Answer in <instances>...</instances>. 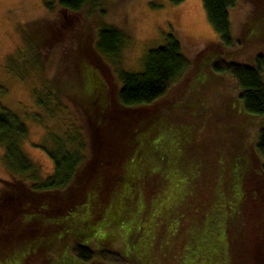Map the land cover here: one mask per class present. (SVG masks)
Instances as JSON below:
<instances>
[{
  "label": "rangeland",
  "instance_id": "1",
  "mask_svg": "<svg viewBox=\"0 0 264 264\" xmlns=\"http://www.w3.org/2000/svg\"><path fill=\"white\" fill-rule=\"evenodd\" d=\"M44 2L0 0V107L25 125L27 137L20 148L35 168L32 179L10 173L0 148V215L6 221L0 226V264H104L73 258L70 249L75 243L119 254L129 264H168L175 250V264H264V227L258 207L253 208L255 229L250 227L244 239L238 240L240 245H233L230 258L224 238L228 223L242 233L237 221L243 202L249 190L258 187L257 169L263 161L255 141L264 119L242 111L228 75L212 73L209 62L205 64L209 59L200 62L202 51L209 50L213 53L210 59L222 56L253 66L255 58L262 56L264 65V0H239L228 10L234 42L229 49L221 46L201 0H182L178 5L167 0L109 1L106 15L97 23L119 27L128 36L115 62L93 50L96 16L87 19L84 11L70 13L56 6L49 12ZM24 32L40 46L38 51L27 48ZM168 34L177 39L191 67L154 103L121 106L116 98L120 72H141L146 53L162 47ZM34 57L40 62L34 63ZM15 66L23 76L13 72ZM48 82L57 88L59 108L45 110L34 102L33 91ZM56 139L63 141L66 150L79 152L82 162L64 190L30 193L33 181L39 184L53 172V162L39 146L54 151L59 145ZM97 141L110 152H98ZM112 147L115 173L118 159H128L125 170L144 173L149 182L158 179L155 197L145 205L138 194L143 183H133L132 189L126 185L119 193L125 198L134 190L138 199L130 208L132 215L124 214L115 226L110 225L112 218L108 223L115 217V195L105 207V201L97 202L101 187L96 185L85 204L81 197L75 209L58 213L55 206H69L79 199V191L85 193L90 187L94 160L113 161ZM167 154L174 155V160H167ZM163 155L167 161L159 157ZM178 162L183 170L177 169ZM152 188V184L146 188L145 197L152 194ZM200 189L207 190L204 196L208 199L203 196L202 205H208L211 198L213 201L201 222H189L191 202ZM13 200L27 203L24 212L19 206L11 208ZM38 200L46 206L39 207ZM5 203L11 209L5 208ZM117 204L116 213L123 215L125 204ZM142 208L146 214H141ZM104 209L105 214L101 212ZM13 211L20 219L7 221L4 216L13 215ZM103 215L102 224L95 222ZM84 227L86 235L81 234Z\"/></svg>",
  "mask_w": 264,
  "mask_h": 264
},
{
  "label": "trees",
  "instance_id": "2",
  "mask_svg": "<svg viewBox=\"0 0 264 264\" xmlns=\"http://www.w3.org/2000/svg\"><path fill=\"white\" fill-rule=\"evenodd\" d=\"M109 1L115 0H45L44 7L49 12H52L55 6L58 9L65 10L70 13L84 11L85 17L87 19L91 18L92 16H96L97 19L93 23V33L96 37L93 50L101 57L111 58L113 59V62H115V58L118 56L119 50L128 42V36L125 31L119 27L106 25L104 23H97L98 19L106 15L105 6ZM167 1L174 5H178L182 2V0ZM201 1L207 21L214 32L218 35L221 46L225 49H229L234 46V42L229 34L228 10L233 8L239 0ZM23 41L30 50L38 51L40 49V46L25 32L23 34ZM211 55H213V53L209 52V50L202 51V60H200V62L205 63L206 60L209 59L205 64L209 62L208 66L212 73L217 75H228L233 80L237 89L236 98L242 104V111L245 114L254 116L259 120L264 119V82L262 80L264 65L262 56H257L255 58L253 66H246L226 60L222 56L216 59L211 58V60L209 58ZM33 61L34 63H38L40 62V58L34 57ZM191 65L192 62H189L181 54L180 44L177 39L172 34H168L166 36V42L162 47L149 50L146 53L144 56L143 69L141 72H120V87L118 88L116 94L117 102L125 108H137L150 105L162 98L168 92L172 84L178 78H180L191 67ZM13 72L18 76H23V73L18 71L17 66L14 67ZM48 83L49 84L43 88L33 91L34 102L38 107H41L45 110H50V108H59L61 107V103L59 95L56 92L57 88H55L56 86L53 82ZM26 137L27 129L23 122L7 109L0 107V148L3 149V163L10 173H15L18 175H30V179H32V177H34L35 171L34 165L25 157L20 148V143L24 141ZM56 141L59 143V145L56 146L54 151H49L43 145L39 146L53 162V172L49 177L44 179L43 182L39 184H36L33 180H31L33 181V184L30 187V193H34L35 195H45L55 191L64 190L71 183L76 169L82 162V156L79 152L74 150L68 151L62 146L64 144L62 140L56 139ZM151 141H153V139ZM96 143L97 144H95V147L98 152L103 149L109 151L108 148H101L98 141ZM113 149L114 147L111 148L112 154L114 152L113 161L107 160L106 158L94 160V163L90 167L91 170L94 171V175L91 177V173H88V179L91 177V180L88 181V183L90 182V187L85 190V193L83 190L79 191V199L76 198L69 206L63 205L62 203L60 206H55L58 208V213L65 214L70 212L72 209H75L78 204L77 200H80L81 197H83V204H85L86 200L88 199L89 192L96 185L101 187V192H99L101 196H99L97 201L98 203L102 204V201H105L104 205L106 207L107 205L111 204L114 198L116 199V206L113 208L116 219L115 217H110V219H108L109 223L112 218L110 225L115 226L124 219V214L129 213L132 215V209L130 210V208L135 206L134 204L138 199V194L140 195L139 199L145 201V205L150 198L155 197L160 188L158 179L149 182L147 176L144 173L133 174L134 172L130 170L127 171V169L125 170L124 167L127 166L128 159H118L116 163L119 170L115 173V150ZM156 150L157 149L154 148V151ZM175 150L177 149H170L169 152ZM255 150L263 162H259L257 169V191L252 189L249 190L250 192L243 202V212H241L242 216L237 221V228L239 225V227L242 229V233L238 234L237 229H233L230 223H228L224 229V238L227 242L229 258L232 248H234L233 245H240L238 240L241 241L244 239L246 230H248L250 227L255 229L256 223L252 219L255 212L253 208L258 207V215L260 216L262 226L264 227V127L258 128L257 138L255 141ZM172 156L174 155L167 154V160H174ZM156 157H158V153ZM159 157L167 161L164 155ZM176 158L175 159L179 161L180 157ZM179 168L183 170V167L178 162L177 169ZM137 181L143 183L138 194L134 190L128 191L126 195L127 197L124 198L123 195L119 193L122 192V189L126 187V185H128L127 187L129 189H132V184ZM151 184L153 185L152 194H149L147 197H145L146 188ZM154 188L156 189L154 190ZM206 192L207 190L202 191L200 189L197 194H194V199L191 202V204H193V211L189 213V222H201L209 206H211V202L213 201L212 198L208 201V205L201 204V202L204 201L202 198ZM119 194L121 197L118 196ZM255 194L258 196V198H255ZM204 197L206 200L208 199L207 196ZM119 201H122L126 206L125 209L122 208L123 215L116 213L118 207L117 202ZM9 203H5L7 206L4 204L5 208H10ZM38 203L39 207L45 205V202L42 200H38ZM1 204H3V202ZM13 204L14 206L11 207L12 209L16 210L19 206L20 210L23 212V208L27 207V203L22 205L19 203V201L16 202L13 200ZM140 207L141 205L139 208ZM108 209H111V207ZM195 209L197 210L196 214L194 213ZM140 211L141 214L143 212L144 214L147 213V211L145 212L143 208L140 209ZM101 212H104L105 214L106 210H101ZM4 217L7 221H12L13 219L15 220V218L20 219L16 211H13V215L11 214V216H8L6 214ZM103 217L104 215L102 216V219ZM79 218L81 220L83 219L82 217ZM102 219L95 222L99 221V223L102 224L103 221H105V219ZM2 222L6 223L5 219H1L0 215V226L2 225ZM80 222L84 223L85 221ZM68 223L70 224L72 222H67V224ZM82 230L83 231H81V234L86 235V233H83L86 232V228L84 227ZM171 253L173 254L172 257H170L168 264H175L176 257L178 256V250L173 252L171 251ZM171 253H169V255ZM70 254L73 258L83 263H91L94 260H97L104 264H129L127 258L124 256H120L116 253L114 254L107 250H91L78 243H75L72 246L70 249Z\"/></svg>",
  "mask_w": 264,
  "mask_h": 264
}]
</instances>
